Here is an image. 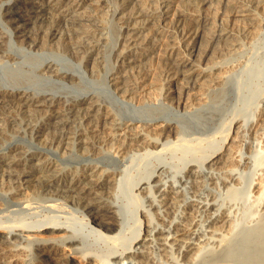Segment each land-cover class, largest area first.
I'll return each mask as SVG.
<instances>
[{"label": "bare ground", "instance_id": "6f19581e", "mask_svg": "<svg viewBox=\"0 0 264 264\" xmlns=\"http://www.w3.org/2000/svg\"><path fill=\"white\" fill-rule=\"evenodd\" d=\"M213 1L215 0H117V3H120L115 7L116 3L113 6L109 0H29L31 6L28 7L17 1L11 3L9 0H0V66H17H14L17 72L9 76L2 75L0 70V120L3 121L0 122V145L3 141H8L7 151L0 155V189L7 188L11 202L30 207L35 187L38 186L50 194H57L76 190L81 181L75 179L72 183L68 182L70 169H62L51 157L45 156V150H31L27 144L15 142L21 131L30 134L31 139L40 146L56 145L58 148H66L63 154L67 153L72 142L76 143L78 149L89 152L113 141L111 148L117 158L121 156V150L127 151L129 148L127 153L123 152L126 155L132 146L138 147L134 148V151L131 149V153L157 155L173 139H181L180 121L176 117L152 112L129 114L120 119L106 103L100 101L96 89L83 88L69 100L66 86H78L83 73L96 74L93 67H97V63L103 60L106 61L104 46L107 36L105 24L100 18V13L105 10L110 11L113 18L116 16V20H113L119 26L117 44L113 46L111 55L114 63L107 74L110 89L116 94L119 93L118 89H124V93L130 96L128 100L133 101L137 93L145 91L147 82L157 79L159 74L163 82L161 90L164 98L177 92L173 85L181 80V93L177 92L178 95L171 97L169 101L177 108L181 103L187 104V98L202 76L214 74L216 69L220 68L222 73L229 72L238 65L239 61L235 60L220 61L213 62L215 65L207 69L203 66V61L209 59V54L215 51L219 42L236 34L233 23L237 17L254 15L264 6V0H216L223 5L225 11L213 15L208 11V6ZM6 25L10 26V30H4ZM252 27L256 29L258 26ZM250 28L251 24H248L243 33L255 31ZM203 36L208 38L205 48L200 42ZM9 41L12 44L19 43V48L7 46ZM49 46L51 48L48 50ZM58 49L68 52L72 60L76 59L75 62L81 60L79 64H91L93 69L87 72L80 65L62 64ZM26 53L40 55V60L35 66L29 64L33 67L32 70L25 65ZM147 57L151 63L142 65L141 61ZM136 63L139 67L134 69ZM222 73L216 74L214 89H219V83H223L227 77V74ZM35 76L49 83L60 84L62 88L37 85ZM68 77L78 78L79 83H71ZM211 95L212 93H208L203 98ZM133 105L139 107L135 102ZM197 109H200L196 112L198 120L210 123L217 118V111L208 104ZM263 109L261 115L250 122L243 123L240 116H234L230 125L239 122L240 124L235 126L234 135L228 139L226 148L222 145L205 156L188 157L186 173L181 174L180 178L168 180L165 166L159 165L146 177L134 183L130 189L138 191L136 195L140 200L146 199L140 195L143 190L149 192V203L152 210L157 209V219L151 220L150 211L146 210L143 204L137 205V210L143 207L141 214L144 213L148 217L146 227L143 228V217H139L138 229L132 233V237L120 243L114 241V246L104 255L76 247L75 243L80 239L66 221L50 216L45 217L42 222L23 221L18 218L14 221H0V235H8V241H0V264H82L81 260L88 264H152L153 260H158L157 256H165V250L171 252L173 249L178 250V257L181 259L183 255L192 252L190 263L198 264L203 261L201 256L210 245V260L223 254L225 256V252L231 250V255L223 259L225 264H264V167L255 171L251 179L263 214L254 226H248V232L241 233L242 229L236 230L240 222L235 221V203L217 202L214 196L211 201L212 194H204L209 188L207 185L203 188L201 183L204 180L213 183L215 178H220L221 183L227 181L234 185L237 179L241 180L239 169L249 164L251 157L242 147L250 142L264 143ZM176 111L180 113L179 109ZM188 112L190 110L182 113ZM150 127L159 129L158 134L152 136L149 132L153 128ZM146 129L147 134L143 132ZM227 138L228 136L225 141ZM8 155H12L13 160H7ZM33 159H38L39 163L28 169L27 165ZM233 160L238 163L232 166L227 164L225 168L216 170L221 163ZM104 165L98 161L87 163L80 170L84 177H91ZM52 168L58 169V173L48 174ZM111 172L114 170L104 167L92 187L82 188L83 193L92 191L105 180L107 182V174ZM223 173L226 175H221ZM184 182H189L191 187L196 188L194 195L204 194V197L184 201L180 213L177 214L175 202L178 194L183 192ZM144 183L146 186L142 187ZM161 184H164L163 188ZM176 184L182 187V190H176ZM13 195L24 197L15 200ZM136 195L134 193L133 196ZM78 198L81 203L87 202L88 207L96 203L86 195ZM7 204L0 197V212ZM203 204H206L205 208H202ZM109 205L115 206L111 203L96 207L100 210ZM212 209L214 211H211ZM173 212L175 217L172 219L171 216L170 220L169 216ZM88 216L87 222L91 223L93 217ZM208 216H211V219L206 225ZM221 221V224H217ZM226 222L228 226L229 222H233V237L228 241H224L225 235L222 233L230 231L228 226L222 229ZM105 227L111 229L109 226ZM94 229L97 230L96 227ZM143 229H146L145 236H142ZM58 230H63L64 233L55 234ZM46 231H51L52 235H45ZM221 235L222 238H218ZM15 236H20L26 244H11ZM29 244L33 249L29 248ZM200 251L202 252L199 253ZM31 253L34 254V259ZM168 257L172 258L169 253Z\"/></svg>", "mask_w": 264, "mask_h": 264}, {"label": "rangeland", "instance_id": "374dc122", "mask_svg": "<svg viewBox=\"0 0 264 264\" xmlns=\"http://www.w3.org/2000/svg\"><path fill=\"white\" fill-rule=\"evenodd\" d=\"M9 1L11 3L17 1L18 3L27 5L28 7L31 6L28 2L29 0ZM109 1L110 3L112 2L111 4H113V6L116 3L115 7L118 5V3H120H117V0ZM222 6L223 5L220 2L215 0L210 6H208V11H210L213 15H218L219 13L225 11ZM84 7L81 8V10H83ZM100 15L101 20H103V23L105 24V31L107 36V43L104 46L105 58L107 56L106 61L103 60L97 63V67H93L91 64L88 66H84L83 64H79L81 60L75 62L76 59L73 58L72 60V56L68 52H64L61 49H58L62 64L64 63L71 66L80 65V67L87 70V72L88 70L95 68L93 69V71H95L96 73H83L81 79L82 81L80 82V84H78V86L67 85V98L69 100L73 99L75 97V94L83 88H93L96 89V91L99 93L100 101L106 103L120 119L126 117L129 114H143L152 112L162 113L170 117H176L180 121V129L182 131L181 139L179 137L178 140L173 139L172 142H169L164 146L165 150L163 149L164 151L162 150L157 155H145L142 152L131 153V149L134 151V148L136 149V147H138L132 146L130 147L131 149L128 154L125 155L123 152L127 153L129 148L127 149V151L121 150L119 152L121 153V156L117 158L113 155L114 151L112 152L111 148V143L113 141H111V143L108 145L99 147L98 149L95 148V151L91 150L89 152L84 149H78L76 143L72 142L70 143L71 145L69 144L70 148L67 149V153L63 154L66 148H58L56 145L40 146L31 139L32 137H30V134H25L21 131V134L17 135V133L15 132V134L17 135L15 142L25 143L31 150H45V152L47 153H45V156L48 155V157H51L55 162L58 163V165L62 169H70L71 172L69 173V175H67L68 182L72 183L73 181H75V179H81V181L79 187L76 190L70 192L65 191L64 193L58 192L57 194H50V192L42 190L38 186L37 188L35 187V192L33 193V195H31L30 207H26L23 204L11 202L10 195L6 192L7 188L0 189V197L4 200V202L8 204L10 203L9 205H4V210L0 212V221H14L15 219L19 218L23 221L27 220L30 222H42L45 220V217L48 216L57 218L68 222V224L71 226V229L74 230V232L78 235V238L80 240L79 242L77 241L75 243L76 247L87 250L89 252H96L104 255L111 249V247L114 246V241H117L116 243H120L123 240L126 241L128 238L130 239L132 237V233L136 232L135 230L138 229L141 217H143L144 219L143 228L146 227V220L148 219V217L144 213L141 214V209L143 207L137 210V205L143 204L144 208L150 211L151 220L157 219V215L155 214V210L157 209L154 208L152 210V207L149 203L150 197L147 196L149 192L147 191L146 193V189L145 192L143 190L140 195L145 196L146 199L144 201L140 200L141 198L139 199V196L136 195L138 191L136 189H130L131 186L134 185V183H137L141 178L146 177L152 170H154L156 166L159 165L165 166V172L168 176V180L180 178L181 174L186 173V162L188 160V157H191L192 155H199L200 157L205 156L213 149L222 145H224V148H226L225 145H227V142L230 140L231 136L234 135L235 126L240 124L239 122L237 124L233 123L232 125H230V121L234 116H240L242 122L244 123V121L250 122L254 118L261 115V109H263L264 107V6L260 7L254 15H245L241 16L240 18L237 17L233 23V27L236 28L237 35L235 34L234 36H231L229 38H224L225 40L223 39V41L219 42L220 44L217 45L215 51L209 54V59L203 61V66L207 69H211L216 62L220 63V61L226 62L235 60V62L239 61L238 65L229 72L222 73L223 70L221 71L222 68H220L216 69V73L214 74H207V76H202L199 79L200 81H197L196 87L191 92L189 98H187V104L184 105L183 103H181L178 106L179 108H177L176 105L172 104L169 100H171V97L177 96V92L179 94L181 93V80L177 81L178 83L176 82L173 85V89H176L177 92L171 93L172 96L170 95L166 98H164V95L162 94L161 85L163 84V82L159 74L157 75L158 80L156 78H154V80L156 79V81L149 80V82H147L145 91H143L142 93H137V95L133 98V101L128 100L130 96L124 93V89H118V94L110 89L107 84V74L108 71L113 67L114 61L113 56L111 55L113 54V46L117 44L119 26L113 20L116 16L113 18L110 15V11L103 10ZM248 24H251L250 30L254 29L255 31L251 33L245 32L244 34V27L246 28ZM252 25H257L258 27L255 29L252 27ZM9 27V25H6V27H4V30H10ZM206 37L203 36L200 39L201 45L203 44V48H205L206 44L208 43V38ZM7 46L12 48H19V43L17 45L12 44L11 41H9L7 43ZM50 48L51 46H49V48L47 49L49 50ZM39 56L40 55L26 53L24 61H26L27 63H25V65H27L28 68L32 70L33 67L30 65L35 66L36 63H38L40 60ZM148 58L149 57L141 61L142 65L146 66L147 64L151 63V60L149 63ZM14 66L17 67L16 64ZM14 66H12V68L0 66L2 75L9 76L17 72V69L14 68ZM135 66L136 67H134V69L139 67V65L137 66V63ZM159 68H161V66H159ZM49 70L52 71V69ZM220 72L225 75L227 74V77L225 78L223 83H219V85L221 86L219 89H214L216 88L214 85L216 74H221ZM35 79L37 85L45 84L48 86H58L62 88V85L59 86L60 84L58 85L57 83H49L47 82V80L36 78V76ZM77 79L78 78L76 77L73 79L68 77V80H70L71 83L75 84L79 83V80ZM208 93H212V95L203 98V96L207 95ZM192 96L196 98H193ZM201 96L202 98L200 99ZM134 102L139 104V107L133 105ZM206 104H208L210 108L214 109L218 113L217 118L210 123L198 120V118L196 117V115L198 114L196 112L200 110L197 108ZM177 109H179L180 113L176 111ZM186 110H190V112L183 114L182 112H185ZM21 118L22 117L20 115V119ZM0 122L3 123V121L1 120ZM230 126H232L231 129ZM150 129L152 130L149 133L152 136L158 134L159 129L154 127H150ZM147 130L148 129L144 130L143 132L147 134ZM198 135H201L202 138ZM226 136H228V138L225 141ZM7 144L8 141H3L2 145H0V155L5 154V152L7 151ZM242 149L244 152L250 154L251 157L250 163L246 166L243 165L245 167H240L239 169L241 180L237 179L234 185L229 184L227 181H223L221 183L220 178H215V181L213 183L205 180L201 182L203 184V188H205L206 185V187L209 188L208 191L205 190L204 194L210 192V194H212V197L214 196L215 198H217V202L229 201V203H235L233 207V210L236 208L237 213L235 221L240 222L238 227H236V230L241 231L240 229H242L241 233L248 232V226H254L263 214L262 208L261 206H259V201L258 199H256V196L254 194L251 179L255 171H257L261 167H264V143L254 144L253 142H250L246 146H243ZM123 155L125 157H123ZM7 160H13L12 155H8ZM97 161L99 162V164L105 165L97 172L96 175L91 177H84L81 173L82 170H80V168L85 166L87 163H94ZM38 163V159H33L29 162V166L27 165V168L32 169V167L37 166ZM235 163H238V161L233 160L227 161L223 164L221 163L220 165H218V168H216V170L225 168L224 166H227V164L228 166L235 165ZM104 167H109L110 169L114 170V172L107 174V182L105 180L102 184L95 186L92 191L88 190L89 192H86L84 194V189L82 188H84L85 186L92 187L96 178L101 175L100 172ZM192 167L196 166L192 165ZM47 173L57 174L58 169L54 170V168H52ZM221 175L224 176L226 174L223 173ZM157 178L158 177H156V179ZM144 186H146L145 183L142 187ZM163 187L164 184L163 186L161 184V188ZM176 187V190H182V187H180L178 184H176ZM195 190L196 188L191 187L189 182H186L184 184L183 192L178 194V201L176 200L175 202V212L177 214L180 213L184 201L194 197H204V194L194 195L193 191L195 192ZM134 193L136 196H133ZM157 193L159 194V191H157ZM82 195H86V197L91 198L89 200L96 202L94 203L95 205L88 207L87 202L81 203L78 197ZM15 196L19 197L17 198ZM15 196L13 195L15 200L24 197V195ZM212 197L210 198L211 201H213L214 199V197ZM111 203H114L115 206L109 205L107 206V208L104 207L100 210H98V208L96 207L100 204L104 205ZM205 207L206 204L202 206V208ZM211 211L214 210L212 209ZM226 213H228V211H226ZM88 215H91L93 217L90 220L91 223L87 222ZM171 216L172 219L175 217L174 212L169 216L170 220H172ZM50 217L48 219H50ZM198 218H200V216ZM210 219L211 216H208V220H206L205 222L206 225L209 223ZM168 223H170V221ZM221 223L222 221L218 222L217 224ZM227 223L228 222H226V224ZM232 223L229 222V226L228 224H224L225 226L222 225L224 227H221L222 229H224L228 226L227 229H230L229 232H222L225 235L223 237L224 241H228L230 240V237H233L231 231ZM105 226H109L111 227V229H106ZM93 227H96L97 230ZM98 229L102 232L98 231ZM145 230L146 229H143L142 236L146 235ZM104 232L108 233L110 236ZM62 233H64L63 230H58L55 232V234ZM45 235L50 236L52 235V233L51 231H46ZM220 237L222 238V235L218 236V238ZM20 238V236H15L11 244H21L25 242L24 239L21 240ZM1 239L2 241H8V235H0V241ZM31 247L32 245L29 246V248ZM210 249H212L211 245L204 250V255L201 256L203 261L199 262L198 264H214V262L224 263L225 260L223 259H225V257L227 258L228 255H231L232 252L231 250H229L228 252L226 251L225 256L223 254L220 257H216L210 260V258L212 257L211 255H209L210 253L208 254V250ZM31 252L33 251L31 250ZM165 252L166 254L164 257L157 256L158 260H153L152 264H192L190 263V258H192V255H190V253L192 252L188 253L185 256L183 255V259H181V257H178V250L173 249L171 252L165 250L164 253ZM201 252L202 251H200L199 253ZM168 253L172 257L171 259H169ZM31 254L33 255H31L33 258L34 254ZM141 257H143V255H141ZM81 263L88 264L84 260H81Z\"/></svg>", "mask_w": 264, "mask_h": 264}]
</instances>
